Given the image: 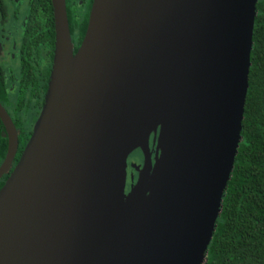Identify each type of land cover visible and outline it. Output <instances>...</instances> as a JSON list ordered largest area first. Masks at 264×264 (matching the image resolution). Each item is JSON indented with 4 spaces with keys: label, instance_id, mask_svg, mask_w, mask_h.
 I'll return each mask as SVG.
<instances>
[{
    "label": "water",
    "instance_id": "water-1",
    "mask_svg": "<svg viewBox=\"0 0 264 264\" xmlns=\"http://www.w3.org/2000/svg\"><path fill=\"white\" fill-rule=\"evenodd\" d=\"M256 1L92 0L73 52L65 0H50L43 104L0 187V264L205 262L241 140ZM0 120L1 176L18 147L1 102Z\"/></svg>",
    "mask_w": 264,
    "mask_h": 264
},
{
    "label": "trees",
    "instance_id": "trees-1",
    "mask_svg": "<svg viewBox=\"0 0 264 264\" xmlns=\"http://www.w3.org/2000/svg\"><path fill=\"white\" fill-rule=\"evenodd\" d=\"M91 1L65 0L69 31L76 42L74 52L85 32ZM42 7L44 40L51 54L54 28L50 0H42ZM249 59L241 140L203 264H264V0L256 1ZM48 71L49 63L44 66L45 77ZM6 87L0 79V100L4 103L8 100ZM14 115L21 122L15 125L19 131L14 156L17 160L28 140L30 126L23 124L22 112L15 111ZM6 150L0 120V164ZM2 184L3 178L0 187Z\"/></svg>",
    "mask_w": 264,
    "mask_h": 264
},
{
    "label": "flooded vegetation",
    "instance_id": "flooded-vegetation-1",
    "mask_svg": "<svg viewBox=\"0 0 264 264\" xmlns=\"http://www.w3.org/2000/svg\"><path fill=\"white\" fill-rule=\"evenodd\" d=\"M70 37L74 47L75 41L73 42L71 33ZM52 57L53 44L50 54L44 40L42 0H0V79L8 91V102H0L14 126L20 122L14 112H22L21 119L25 126H30V134L43 104L46 92L44 84L46 83L47 88ZM48 63L49 71L45 77L44 66ZM152 138L151 134L149 142L153 162L156 150L154 145L152 146ZM18 158H14L9 169L0 176V180L3 178V184ZM142 162L143 154L139 148L128 155L125 192L136 181Z\"/></svg>",
    "mask_w": 264,
    "mask_h": 264
}]
</instances>
